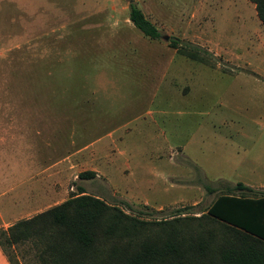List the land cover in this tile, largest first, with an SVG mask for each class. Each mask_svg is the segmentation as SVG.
<instances>
[{
  "label": "rangeland",
  "instance_id": "1",
  "mask_svg": "<svg viewBox=\"0 0 264 264\" xmlns=\"http://www.w3.org/2000/svg\"><path fill=\"white\" fill-rule=\"evenodd\" d=\"M149 1L0 0L1 229L77 186L155 219L185 207L199 215L222 192L205 185L264 183V24L254 3L207 0V17L190 18L182 13L196 0H168L177 17ZM131 3L160 38L133 26ZM155 57L163 72L152 76ZM86 170L95 177L78 179ZM33 247L4 250L40 264Z\"/></svg>",
  "mask_w": 264,
  "mask_h": 264
},
{
  "label": "trees",
  "instance_id": "2",
  "mask_svg": "<svg viewBox=\"0 0 264 264\" xmlns=\"http://www.w3.org/2000/svg\"><path fill=\"white\" fill-rule=\"evenodd\" d=\"M249 1L264 24V0ZM128 19L144 36L160 38L135 3ZM172 46L185 53L175 41ZM93 177L91 170L77 175ZM205 186L208 193L222 192L199 215L185 207L155 219L127 213L77 186L64 201L0 228V248L10 264L20 263L4 246L25 243H32L40 264H264V190L241 182Z\"/></svg>",
  "mask_w": 264,
  "mask_h": 264
},
{
  "label": "crops",
  "instance_id": "3",
  "mask_svg": "<svg viewBox=\"0 0 264 264\" xmlns=\"http://www.w3.org/2000/svg\"><path fill=\"white\" fill-rule=\"evenodd\" d=\"M149 1V0H148ZM168 0H151V9L153 10L154 9V6L157 4V7H158V10L159 9H168V12H171L170 14L172 15V17H177V16H179V14H177V15H175V14H173L172 13V10H174V9H172L171 7H167V4H166V2H167ZM206 1L207 0H196L195 1V3L192 5V4H189L188 5V8H185L184 9V11H185V13H182V12H184L183 10H177V13H180V15H181V13L182 14H184L186 17L188 16V17H190V18H195V17H197V16H200V17H207V16H201V13L202 12H204V8H205V6H206ZM142 9H143V6H142ZM171 10V11H170ZM143 12H144V10H143ZM160 12V11H159ZM188 12V13H187ZM167 15H168V13H167ZM200 46V45H199ZM174 55H176V53L174 54ZM174 57V56H173ZM155 58H157V64L156 65H153L154 66V68L151 66V64L149 63V66H150V74H152V76H154L155 74H157L158 73V75L159 74H161L163 71H161L160 70V68H159V66H157L159 63H160V60H159V58L160 57H155ZM173 60V58L172 59H170V60H168V63L170 64L171 63V61ZM149 62H150V60H149ZM166 65H167V63H166ZM156 66H157V68H156ZM152 69V70H151ZM155 86V85H154ZM122 97V96H121ZM116 113H118V111H116ZM192 161V160H191ZM92 171V170H91ZM96 175V174H95ZM175 175L173 174L172 176H171V178L172 177H174ZM219 178H222V177H219ZM242 178H238V179H234V180H231V181H229V182H231L232 184H235V183H237V182H241V183H243L244 185H246V186H248V187H251V188H253V189H256V190H264V183H259V184H251V183H249L248 181H246V180H241ZM110 182V181H109ZM84 189V188H83ZM25 191H27V190H24V191H22L21 193H22V195L21 194H19V195H21V197H27L28 198V196H30V193H27V192H25ZM85 191V190H84ZM49 197H51L50 195H49ZM28 199H30V197L28 198ZM51 199V198H50ZM49 199V200H50ZM61 202V201H60ZM60 202H56V203H54L53 205H55V204H58V203H60ZM53 205H49V207L50 206H53ZM42 206L41 205H39V206H36L35 208H41ZM0 264H10L9 262H8V259H7V257H6V255L4 254V252L2 251V249L0 248Z\"/></svg>",
  "mask_w": 264,
  "mask_h": 264
}]
</instances>
